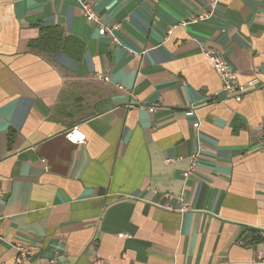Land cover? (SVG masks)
Here are the masks:
<instances>
[{
	"label": "crops",
	"instance_id": "1",
	"mask_svg": "<svg viewBox=\"0 0 264 264\" xmlns=\"http://www.w3.org/2000/svg\"><path fill=\"white\" fill-rule=\"evenodd\" d=\"M92 1L120 43L74 0H0V264H18V242L30 264H252L264 253V0H219L187 24L211 0ZM43 26L68 47L32 48ZM203 47L259 83L240 101L225 93ZM74 126L85 144L67 140Z\"/></svg>",
	"mask_w": 264,
	"mask_h": 264
},
{
	"label": "built area",
	"instance_id": "2",
	"mask_svg": "<svg viewBox=\"0 0 264 264\" xmlns=\"http://www.w3.org/2000/svg\"><path fill=\"white\" fill-rule=\"evenodd\" d=\"M81 8V10L84 12L85 18L87 21L92 24L99 27V33L100 35L109 34L111 37H113L114 41L117 43H120L119 39H117V36L115 35V32L118 31L121 28V24L115 23L114 25H104L101 16L98 11H95L93 1L92 0H74ZM219 0H211L209 9L206 11H199L196 15L192 16L189 21H183L182 24L187 23H197V21H204L210 19L213 14L215 13L216 6L218 4ZM172 29H170L169 34L171 33ZM203 50L205 52V55L208 57L210 63L214 66L215 71L217 72L219 78L222 80V90L227 93L233 95V97L240 101L242 100L244 94L246 91L259 83V79H253L249 82L242 83L240 81V78H238V72L234 69V67L227 62L224 55L221 53V51L217 49H210L203 47ZM142 107H145L143 105ZM148 110L151 112L156 111L155 106L148 107ZM191 113V112H189ZM195 127H199V122L195 124ZM260 143L259 147L264 148V118L262 119V122L260 124L258 133ZM66 138L68 141L77 143V144H85L87 142V135L85 132L81 129L80 126H74L72 129L67 131ZM200 157H201V151L197 150V152L192 153L190 157V163L187 170L183 172V178L185 181H187L188 177L192 175L200 166ZM169 162L171 160H168ZM167 196L171 199L174 197L172 194H167ZM179 201L181 202V211H189L191 206L190 203L187 201L186 196L183 194L178 195ZM166 208L171 209L170 205H167ZM121 236H124V234H121ZM16 249L18 251V264H30L31 263V250L26 246L24 243L18 242L16 245ZM95 264H109L106 259H103L101 256H97L94 259ZM50 264H57V259H53ZM252 264H264V253L259 256L258 258L254 259L252 261Z\"/></svg>",
	"mask_w": 264,
	"mask_h": 264
},
{
	"label": "trees",
	"instance_id": "3",
	"mask_svg": "<svg viewBox=\"0 0 264 264\" xmlns=\"http://www.w3.org/2000/svg\"><path fill=\"white\" fill-rule=\"evenodd\" d=\"M70 39L64 36L63 30L58 27H42L39 38L31 41V47L36 50H42L48 53H55L59 49H65L70 43ZM252 241H260L263 236H257L256 232L250 231Z\"/></svg>",
	"mask_w": 264,
	"mask_h": 264
}]
</instances>
